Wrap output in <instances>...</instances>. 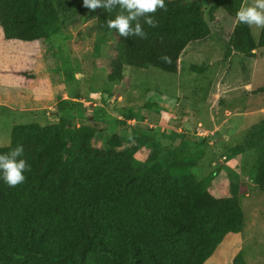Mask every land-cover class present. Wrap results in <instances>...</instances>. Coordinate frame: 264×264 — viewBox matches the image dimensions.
Masks as SVG:
<instances>
[{
    "label": "trees",
    "instance_id": "16d2710c",
    "mask_svg": "<svg viewBox=\"0 0 264 264\" xmlns=\"http://www.w3.org/2000/svg\"><path fill=\"white\" fill-rule=\"evenodd\" d=\"M67 1L0 0L3 39L44 41L60 32ZM242 2L210 0L231 18ZM165 4L152 14L155 28L143 25V39L151 40L150 68L174 75L187 45L206 39L210 29L200 2ZM115 12L94 11L102 39L119 36L105 23ZM141 44L132 36L121 38L120 46L132 56ZM230 47L250 56L264 47V37L255 43L250 28L237 23ZM254 94L264 95V86ZM121 113L128 120L134 116L130 109ZM175 141L172 134L151 135L147 157L137 159V142L128 145L116 133L76 129L69 116L48 127L14 125L0 152L23 145L30 169L16 187L0 182V264H204L225 236L242 230L239 176L227 170V196L214 197L215 173L195 179L194 157L178 158ZM232 153L241 173L264 192V119ZM232 264L244 262L237 256Z\"/></svg>",
    "mask_w": 264,
    "mask_h": 264
},
{
    "label": "rangeland",
    "instance_id": "374dc122",
    "mask_svg": "<svg viewBox=\"0 0 264 264\" xmlns=\"http://www.w3.org/2000/svg\"><path fill=\"white\" fill-rule=\"evenodd\" d=\"M185 1L203 5L210 34L187 45L174 75L150 68L151 40L142 39L129 56L120 46L126 37L102 39L94 11L80 0L67 1L60 32L44 41L4 40L0 29V147L9 145L14 125L48 127L63 116L76 129L137 142V159L147 157L151 135H175L176 156L194 157L195 179L215 173L214 197L227 196V170L239 176L242 230L225 236L204 264H232L237 256L244 264H264V192L241 173L232 155L264 119V95L254 94L264 86V47L250 56L235 52L230 47L235 18L210 0ZM250 33L260 45L264 30L253 27ZM122 109H130L133 118L125 119Z\"/></svg>",
    "mask_w": 264,
    "mask_h": 264
},
{
    "label": "clouds",
    "instance_id": "9594fccd",
    "mask_svg": "<svg viewBox=\"0 0 264 264\" xmlns=\"http://www.w3.org/2000/svg\"><path fill=\"white\" fill-rule=\"evenodd\" d=\"M83 6L90 11L102 9L110 14L116 10L114 18L106 20L109 30H115L120 37L136 36L146 38L143 25L155 28L154 14L157 9L165 10V0H82ZM235 21L249 28L264 30V0H249L235 12ZM143 22V23H142ZM167 61V57H162ZM23 145L18 144L7 152H0V182L8 187L24 183V173L30 165L23 158Z\"/></svg>",
    "mask_w": 264,
    "mask_h": 264
},
{
    "label": "water",
    "instance_id": "95a60500",
    "mask_svg": "<svg viewBox=\"0 0 264 264\" xmlns=\"http://www.w3.org/2000/svg\"><path fill=\"white\" fill-rule=\"evenodd\" d=\"M112 101L111 99H108L107 100V106L109 107L111 105ZM172 125L175 127V128H179L182 126V123L181 122H172Z\"/></svg>",
    "mask_w": 264,
    "mask_h": 264
},
{
    "label": "built area",
    "instance_id": "2783aa9c",
    "mask_svg": "<svg viewBox=\"0 0 264 264\" xmlns=\"http://www.w3.org/2000/svg\"><path fill=\"white\" fill-rule=\"evenodd\" d=\"M200 134V133H199Z\"/></svg>",
    "mask_w": 264,
    "mask_h": 264
}]
</instances>
